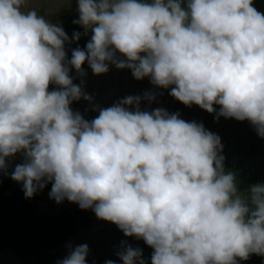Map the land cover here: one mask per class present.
I'll list each match as a JSON object with an SVG mask.
<instances>
[{
  "label": "clouds",
  "instance_id": "1",
  "mask_svg": "<svg viewBox=\"0 0 264 264\" xmlns=\"http://www.w3.org/2000/svg\"><path fill=\"white\" fill-rule=\"evenodd\" d=\"M91 33L68 59L61 25L0 0V176L26 199L51 183L65 199L153 249L151 264H239L264 256V183L243 192L225 171L221 138L163 108L153 93L127 96L86 120L71 105L91 101L70 70L130 69L187 107L247 121L264 138V13L254 0H76ZM25 9H28L25 11ZM56 85L49 90L50 85ZM219 106L217 112L216 107ZM57 264H87L89 247L68 245ZM123 264H147L122 242ZM106 264H115L108 260Z\"/></svg>",
  "mask_w": 264,
  "mask_h": 264
},
{
  "label": "rangeland",
  "instance_id": "2",
  "mask_svg": "<svg viewBox=\"0 0 264 264\" xmlns=\"http://www.w3.org/2000/svg\"><path fill=\"white\" fill-rule=\"evenodd\" d=\"M254 6L258 11L264 13V0H254ZM31 8H36L39 15L62 27L64 16L78 17L76 0H29L28 9ZM65 32L69 38L73 36L72 33L66 30ZM84 72L86 75L79 76L77 84L81 85L83 91L92 98L91 101L81 99V104L86 110L89 120L99 114L98 109L110 107L127 96L143 97L146 92L153 93L156 97L154 101L141 100V110L152 111L163 108L169 113L178 112L181 119L202 123L207 130L221 138L223 144L221 154L225 157L224 169L236 174L240 191L243 192L264 177V138L258 136L255 128L249 122L224 117H219L217 120L215 113L209 114L194 104L187 107L169 94L170 89L153 86L147 77L136 80L132 76L131 70L127 68L117 69L114 65L109 64L107 73L96 75L87 65ZM215 107L218 112L219 106ZM16 159L17 156L11 159L9 164L14 163ZM50 191L45 196L40 213L58 212L71 206L80 208L78 204L70 203L66 199L57 204L54 199L50 198ZM86 212L90 213L89 226L82 228L76 236L69 239V242L91 244V250L95 252V255L102 256L107 261L112 260L115 264H123L116 255L117 252L122 251V242L133 248L142 249L143 257L152 254L153 249L147 246L142 239L126 237L115 224L98 219L91 209ZM20 262L21 260L12 250L0 253V264H20Z\"/></svg>",
  "mask_w": 264,
  "mask_h": 264
},
{
  "label": "trees",
  "instance_id": "3",
  "mask_svg": "<svg viewBox=\"0 0 264 264\" xmlns=\"http://www.w3.org/2000/svg\"><path fill=\"white\" fill-rule=\"evenodd\" d=\"M63 28L70 33L79 32L81 38L78 42L67 43L65 50L68 59L76 47L84 48L91 33L84 35V29L73 24L77 16L63 17ZM87 62L82 66L83 70ZM73 83L77 84L80 76L74 68L70 70ZM78 85V84H77ZM56 85H50L49 90L55 89ZM172 102L174 100L172 99ZM178 106V104H177ZM74 112L82 114L84 119L89 120L81 100L74 101L71 105ZM22 162V157L17 155L14 163L9 164L6 174L0 176V253L12 250L21 260L20 264H57L68 254V245L72 247L86 243H71L70 238L77 235L90 223V213L81 208L71 206L63 208L58 212L40 213L46 194L51 190V183L30 199H26L22 184L13 181L10 174L17 163ZM256 183V182H255ZM264 183V177L259 182ZM94 213V212H92ZM89 247L87 264H106L102 256L95 255ZM147 264H151V255L143 257ZM239 264H264V258L258 255H251L247 261H239Z\"/></svg>",
  "mask_w": 264,
  "mask_h": 264
},
{
  "label": "flooded vegetation",
  "instance_id": "4",
  "mask_svg": "<svg viewBox=\"0 0 264 264\" xmlns=\"http://www.w3.org/2000/svg\"><path fill=\"white\" fill-rule=\"evenodd\" d=\"M264 258V256H262Z\"/></svg>",
  "mask_w": 264,
  "mask_h": 264
}]
</instances>
